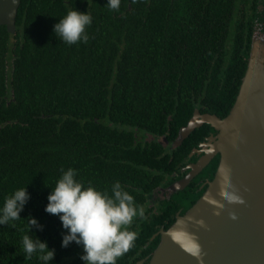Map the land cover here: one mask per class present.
I'll return each mask as SVG.
<instances>
[{
	"label": "trees",
	"instance_id": "trees-1",
	"mask_svg": "<svg viewBox=\"0 0 264 264\" xmlns=\"http://www.w3.org/2000/svg\"><path fill=\"white\" fill-rule=\"evenodd\" d=\"M198 1L120 0L109 9L106 0H21L14 43L0 25V204L15 188L26 185L29 193L20 217L0 224V264H43L36 253L24 257V234L54 249L53 264L81 248L74 241L61 246L67 230L44 210L62 169L74 168L76 179L109 193L118 180L140 200L158 146L135 149L131 133L126 146L110 122L175 136L196 106L228 113L246 63L217 59L226 16L204 14ZM72 8L92 22L86 41L68 44L52 28ZM28 216L40 227L29 231Z\"/></svg>",
	"mask_w": 264,
	"mask_h": 264
},
{
	"label": "water",
	"instance_id": "water-1",
	"mask_svg": "<svg viewBox=\"0 0 264 264\" xmlns=\"http://www.w3.org/2000/svg\"><path fill=\"white\" fill-rule=\"evenodd\" d=\"M20 2L0 0V25L9 31L16 28ZM205 122L218 131L209 137L214 152L220 153L216 173L203 194L162 231L149 264H264V41H254L228 113L219 116L195 109L174 144H181ZM226 180L243 203L225 200ZM178 220L183 224H177ZM177 228L199 243L198 255L174 240L171 233Z\"/></svg>",
	"mask_w": 264,
	"mask_h": 264
},
{
	"label": "flooded vegetation",
	"instance_id": "flooded-vegetation-1",
	"mask_svg": "<svg viewBox=\"0 0 264 264\" xmlns=\"http://www.w3.org/2000/svg\"><path fill=\"white\" fill-rule=\"evenodd\" d=\"M194 7L201 9L204 14L212 12L226 16L227 25L224 36L220 37L217 44L220 46L217 59L222 63L229 60H236L239 63L242 61L247 66L254 41H264V0H199ZM16 29L17 25L14 31L7 29L13 43L17 38ZM225 44L231 50L229 53H225L222 47ZM10 73V64L7 59L3 72L6 86H9L11 82L9 81ZM233 78L236 77L233 76ZM112 88L109 87L108 90ZM3 99L9 103L7 92ZM201 108L196 106L194 110L197 109L202 113L208 112L204 110V107ZM109 124L112 129L120 132L119 141L124 144L129 140V133H131L130 146L135 149L158 146L153 147V153L150 152L157 158V166L151 168L152 175L148 182L144 183L140 200H134V204L144 210L143 217L139 215L133 217L132 223L128 226L137 233V236L133 246L116 261V264H149L162 231L167 229L179 215L186 212L203 194L209 181L214 177L220 153L214 152L213 141H210L209 137L218 131L214 126L205 122L196 127L202 128L201 135L193 137L191 144L185 142L190 133L181 144L175 145V139L184 124L179 127L175 136L166 132L154 133L142 130L125 123L110 122ZM138 188L141 189V187ZM82 250L81 247L77 249V252L73 251L71 255L63 254L60 264H83L80 260Z\"/></svg>",
	"mask_w": 264,
	"mask_h": 264
},
{
	"label": "clouds",
	"instance_id": "clouds-1",
	"mask_svg": "<svg viewBox=\"0 0 264 264\" xmlns=\"http://www.w3.org/2000/svg\"><path fill=\"white\" fill-rule=\"evenodd\" d=\"M109 9H117L120 0H106ZM91 15L87 11L75 8L69 9L65 15L59 17L53 24L52 31L63 42L71 44L77 41H86L88 34L85 27L91 24ZM76 170L72 167L62 169L61 174L50 187L47 193V203L44 210L57 214L61 226L67 231L62 233L61 246L66 247L74 241L82 247L80 260L83 264H116L117 258L122 256L133 246L137 233L128 226L133 217H143L142 207L134 204V197L122 188L117 180L111 185V192L100 190L91 183L75 178ZM222 195L229 203H243L229 181ZM29 193L26 185L15 188L11 194L6 195L0 204V224L18 219ZM210 203L219 202L210 199ZM222 206V205H220ZM230 216L235 219L234 212ZM29 231L31 225L40 227L35 217L28 216ZM177 224H183L178 220ZM177 243H180L189 253L198 255L201 246L193 236L183 228H177L171 233ZM24 257L37 254V259L43 264H53L54 249L47 242L24 234L21 238Z\"/></svg>",
	"mask_w": 264,
	"mask_h": 264
}]
</instances>
